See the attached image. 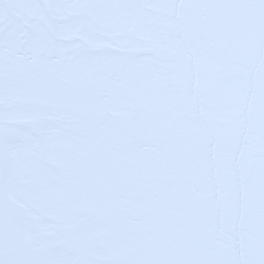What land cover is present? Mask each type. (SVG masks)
Wrapping results in <instances>:
<instances>
[{"label": "snow or ice", "instance_id": "6c2138e0", "mask_svg": "<svg viewBox=\"0 0 264 264\" xmlns=\"http://www.w3.org/2000/svg\"><path fill=\"white\" fill-rule=\"evenodd\" d=\"M0 264H264V0H0Z\"/></svg>", "mask_w": 264, "mask_h": 264}]
</instances>
